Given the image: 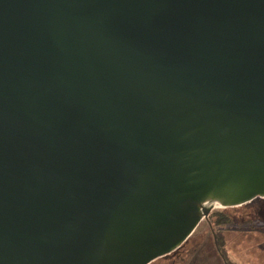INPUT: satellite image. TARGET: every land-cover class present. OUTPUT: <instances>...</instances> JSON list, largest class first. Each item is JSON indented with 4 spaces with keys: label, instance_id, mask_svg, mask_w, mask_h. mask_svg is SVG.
I'll use <instances>...</instances> for the list:
<instances>
[{
    "label": "water",
    "instance_id": "water-1",
    "mask_svg": "<svg viewBox=\"0 0 264 264\" xmlns=\"http://www.w3.org/2000/svg\"><path fill=\"white\" fill-rule=\"evenodd\" d=\"M264 199V0H0V264H150Z\"/></svg>",
    "mask_w": 264,
    "mask_h": 264
},
{
    "label": "rangeland",
    "instance_id": "rangeland-1",
    "mask_svg": "<svg viewBox=\"0 0 264 264\" xmlns=\"http://www.w3.org/2000/svg\"><path fill=\"white\" fill-rule=\"evenodd\" d=\"M229 215L235 225L223 228L224 250L233 264H264V199L244 206L211 211ZM252 226L240 225L244 220ZM150 264H226L218 253L214 237L204 219L193 234L175 251Z\"/></svg>",
    "mask_w": 264,
    "mask_h": 264
},
{
    "label": "trees",
    "instance_id": "trees-1",
    "mask_svg": "<svg viewBox=\"0 0 264 264\" xmlns=\"http://www.w3.org/2000/svg\"><path fill=\"white\" fill-rule=\"evenodd\" d=\"M254 200H260V198H256ZM224 209H229V208H224ZM205 220L207 221L208 226L210 228V232L212 236L214 237L216 249L218 253L220 254L221 258L226 264H233L228 259L227 254L225 253V250H224L225 243H224V237H223V228L235 225L234 221L231 219L229 215L225 214L222 211H215V212L210 213L205 218ZM251 220L249 219L246 221L244 220V223H241L240 225L252 226L253 221Z\"/></svg>",
    "mask_w": 264,
    "mask_h": 264
}]
</instances>
